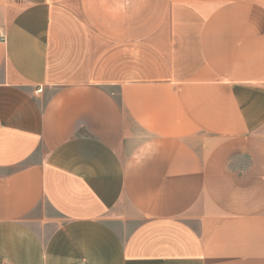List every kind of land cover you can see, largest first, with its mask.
Instances as JSON below:
<instances>
[{"label": "crops", "instance_id": "crops-1", "mask_svg": "<svg viewBox=\"0 0 264 264\" xmlns=\"http://www.w3.org/2000/svg\"><path fill=\"white\" fill-rule=\"evenodd\" d=\"M0 264H264V0H0Z\"/></svg>", "mask_w": 264, "mask_h": 264}, {"label": "built area", "instance_id": "built-area-1", "mask_svg": "<svg viewBox=\"0 0 264 264\" xmlns=\"http://www.w3.org/2000/svg\"><path fill=\"white\" fill-rule=\"evenodd\" d=\"M0 38H2V39H3V36L1 35V36H0Z\"/></svg>", "mask_w": 264, "mask_h": 264}]
</instances>
